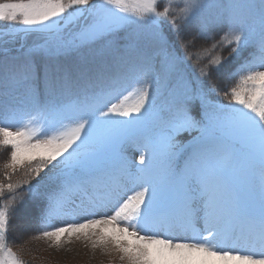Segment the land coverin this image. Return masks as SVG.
<instances>
[{
  "label": "snow or ice",
  "instance_id": "1",
  "mask_svg": "<svg viewBox=\"0 0 264 264\" xmlns=\"http://www.w3.org/2000/svg\"><path fill=\"white\" fill-rule=\"evenodd\" d=\"M0 29V264L24 185L57 248L264 264V0H0Z\"/></svg>",
  "mask_w": 264,
  "mask_h": 264
},
{
  "label": "trees",
  "instance_id": "2",
  "mask_svg": "<svg viewBox=\"0 0 264 264\" xmlns=\"http://www.w3.org/2000/svg\"><path fill=\"white\" fill-rule=\"evenodd\" d=\"M225 56H227V51L224 53ZM241 61H233V67L238 68L240 66ZM221 87L224 86L223 82H220ZM9 153L10 150L8 149H0V182L7 183V181L4 180V168L2 165H4L8 159H9ZM41 175H44L43 173ZM23 172L21 170H17L16 174L13 176V180H21L23 179ZM32 183H35V180L32 181ZM28 185H24L21 189H18V192L23 196V201L17 204V210L15 213V217L13 220V224L15 225V232H19L23 237V248L21 247V241L16 240L15 232L13 234H10L9 237V244L13 247V250L22 258L24 259L25 264H71V263H65V262H59L54 261L52 259L43 260L40 261L38 259H33L32 257L35 255L30 251L31 243L30 240L31 237L37 233L38 227L40 226L38 224V221L35 219V212L33 211L32 215L29 216L30 210H32V199L28 196V194L24 191L25 188H27ZM6 195H8L6 193ZM3 203V198H0V205ZM22 225H27L25 231H19V228ZM21 230L23 228L21 227ZM25 234H23V233ZM13 241H16L15 243ZM31 259L32 261H30ZM77 264V263H73Z\"/></svg>",
  "mask_w": 264,
  "mask_h": 264
},
{
  "label": "rangeland",
  "instance_id": "3",
  "mask_svg": "<svg viewBox=\"0 0 264 264\" xmlns=\"http://www.w3.org/2000/svg\"><path fill=\"white\" fill-rule=\"evenodd\" d=\"M2 30L0 29V31ZM121 35H126V33H122ZM132 158L138 164L139 154L134 153ZM53 223L58 224L60 221H54ZM26 226L22 225L23 230L20 227L19 231H25ZM39 230L40 226L38 227L37 233L33 236L37 235ZM29 240L32 244L29 250L35 254L32 258L40 261L52 259L54 261L71 264H121L117 256L108 254L99 248L93 249L90 244H86L84 241L73 240L72 243H65L62 247L57 248L47 240L32 238ZM22 260L24 261V259ZM29 260L32 261L31 259Z\"/></svg>",
  "mask_w": 264,
  "mask_h": 264
}]
</instances>
